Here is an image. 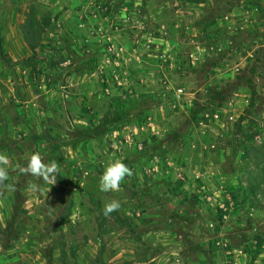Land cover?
Segmentation results:
<instances>
[{"label": "rangeland", "instance_id": "rangeland-1", "mask_svg": "<svg viewBox=\"0 0 264 264\" xmlns=\"http://www.w3.org/2000/svg\"><path fill=\"white\" fill-rule=\"evenodd\" d=\"M0 155V264H264V0H0Z\"/></svg>", "mask_w": 264, "mask_h": 264}, {"label": "clouds", "instance_id": "clouds-1", "mask_svg": "<svg viewBox=\"0 0 264 264\" xmlns=\"http://www.w3.org/2000/svg\"><path fill=\"white\" fill-rule=\"evenodd\" d=\"M7 158L0 155V185H4V182L8 179V172L6 169ZM21 173L29 174L36 178L47 179L51 174L56 171V164H45L42 162V158L39 153H33L28 159L26 166L20 168ZM128 167L120 162L114 161L108 163L101 176L99 177V190L101 192H109L118 190L121 180L130 175ZM33 191L38 190V185H30ZM120 207L118 201H112L103 206V214L107 216L111 212L117 210Z\"/></svg>", "mask_w": 264, "mask_h": 264}, {"label": "trees", "instance_id": "trees-1", "mask_svg": "<svg viewBox=\"0 0 264 264\" xmlns=\"http://www.w3.org/2000/svg\"><path fill=\"white\" fill-rule=\"evenodd\" d=\"M27 38V37H26ZM261 244V243H260Z\"/></svg>", "mask_w": 264, "mask_h": 264}]
</instances>
